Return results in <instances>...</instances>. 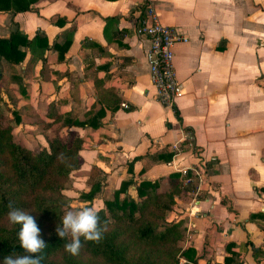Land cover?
Returning a JSON list of instances; mask_svg holds the SVG:
<instances>
[{
  "label": "crops",
  "instance_id": "crops-1",
  "mask_svg": "<svg viewBox=\"0 0 264 264\" xmlns=\"http://www.w3.org/2000/svg\"><path fill=\"white\" fill-rule=\"evenodd\" d=\"M137 1L0 0V39L30 41L18 46L22 62L0 57L10 126L44 147L43 130L55 134L64 117L103 112L96 128L61 131L81 141L69 198L100 209L123 181L134 197L143 180L171 192L177 175L167 221L180 225L181 252L192 247L195 264H264V0H150L160 22L187 38L173 48L183 93L172 107L150 82L149 42L134 33ZM200 160L196 190L182 187L179 170ZM93 182L99 190L86 201Z\"/></svg>",
  "mask_w": 264,
  "mask_h": 264
},
{
  "label": "trees",
  "instance_id": "trees-1",
  "mask_svg": "<svg viewBox=\"0 0 264 264\" xmlns=\"http://www.w3.org/2000/svg\"><path fill=\"white\" fill-rule=\"evenodd\" d=\"M25 8L27 6L19 9ZM139 11L141 9H137V13ZM29 43L30 41L19 33L11 34L8 39H0V57L18 64L25 56L18 46L26 47ZM48 110L47 117L53 124H56L58 119L61 121L55 112L54 104H50ZM102 116L103 112H97L95 116L83 122L73 121L66 116L62 120V126L57 128L47 145L38 148L25 146L12 134V127L3 126L0 121V221L8 217L7 205L11 201L15 207L50 224L47 234L42 236L48 245L42 253V264H80L76 256L70 255L64 249L71 236L62 240L55 233V228L62 218L59 198L63 183L71 173L80 168L81 141L70 140L62 136L61 131L72 125L96 128ZM61 153L64 156L63 161L57 158ZM170 157L171 155L163 154L157 156L164 160H169ZM168 182L171 192L158 190L157 182L143 180L135 186L134 197L127 193L132 181L121 182L111 199L105 200L103 207L97 209L101 226L106 229L102 241L94 243L81 237L80 251L103 264H154L151 251L137 261L126 259L128 246L124 237L129 234L139 244L157 247L178 241L181 232L179 223H169L162 230L156 228L157 222L164 220L171 211L174 204L173 192L178 189L177 175H171ZM98 190L99 185L93 182L89 192L81 196L86 201H92ZM121 193L125 196L120 197ZM18 231L19 225L10 222L0 226V264L6 255L24 254L17 239ZM58 254L60 258L57 257ZM179 255L188 263H196L195 251L190 246ZM173 264H178L177 260Z\"/></svg>",
  "mask_w": 264,
  "mask_h": 264
},
{
  "label": "built area",
  "instance_id": "built-area-1",
  "mask_svg": "<svg viewBox=\"0 0 264 264\" xmlns=\"http://www.w3.org/2000/svg\"><path fill=\"white\" fill-rule=\"evenodd\" d=\"M138 12L135 35L144 37L149 42L145 59L149 69L151 85L154 87L159 103L172 107L181 97L183 86L176 77L173 48L176 43H186L187 38L174 28L160 22L150 0H138L135 3ZM123 107H126L123 104ZM193 155H198L197 148H191ZM206 162L200 160L196 165L179 170V182L182 187L196 190V184L203 176ZM193 191V192H194Z\"/></svg>",
  "mask_w": 264,
  "mask_h": 264
},
{
  "label": "clouds",
  "instance_id": "clouds-1",
  "mask_svg": "<svg viewBox=\"0 0 264 264\" xmlns=\"http://www.w3.org/2000/svg\"><path fill=\"white\" fill-rule=\"evenodd\" d=\"M57 158L63 161L64 156L61 153ZM7 207L9 222L19 225L17 239L24 254L6 255L2 264H42V253L48 245L42 238L36 218L15 207L14 202L10 201ZM60 221L61 223L55 228V233L62 240L71 236L70 242L65 243L64 249L72 256L80 252L81 237L85 241L100 243L106 230L101 226L98 210L94 207L67 210Z\"/></svg>",
  "mask_w": 264,
  "mask_h": 264
},
{
  "label": "rangeland",
  "instance_id": "rangeland-1",
  "mask_svg": "<svg viewBox=\"0 0 264 264\" xmlns=\"http://www.w3.org/2000/svg\"><path fill=\"white\" fill-rule=\"evenodd\" d=\"M0 109H1V117H0V121L2 123L3 126L6 125H11V119H10V113L9 110L5 107V105L2 102V98L0 97ZM47 128V127H46ZM13 129V128H12ZM51 128H47L43 131H45V139L48 142L49 139H51L54 136V133L51 131ZM12 134L15 135V137H17L18 139H20L25 146H27L28 148H38L39 146L36 147L35 144V139L34 138H24L22 136V134H19V132H14V130H12ZM44 134V132H43ZM94 172H97V169H93ZM71 173L68 178L64 181L63 183V189L60 192V204H61V212H62V216L64 214L65 211L67 210H78L80 208H84V207H89V205H77V203H75V199L74 197L69 198L68 193L70 192V181H71V177L75 174ZM93 175H95V173H93ZM88 183L91 182V178L89 180H87ZM112 196H110L109 198H111ZM77 198V197H75ZM168 207V206H167ZM168 214L166 218L164 217V220L162 221H158L157 222V230H162L165 226H167V224L172 223L173 221L169 222L167 221L168 218ZM33 217L36 218V222L39 226V228L41 229V235L44 236L47 234V231L50 227V224L40 220L37 216L32 215ZM9 223L8 217L5 218L4 220L0 221V226L2 225H6ZM124 240L128 246V251L126 253V259L130 260V261H137L140 260L141 257H143L147 252L151 251L153 253V259L154 264H173L175 260H177L178 264H185V261L182 260L180 258V252H181V247L183 245L182 242V233L180 232V238L178 239V241L174 244H168L164 247H157V246H146V245H142L137 243L129 234L126 235L124 237ZM58 258H60V254L57 255ZM76 258L78 259V262L80 264H103L101 263L100 260H97L95 258H92L91 256L82 253L81 251L79 252L78 255H76Z\"/></svg>",
  "mask_w": 264,
  "mask_h": 264
},
{
  "label": "water",
  "instance_id": "water-1",
  "mask_svg": "<svg viewBox=\"0 0 264 264\" xmlns=\"http://www.w3.org/2000/svg\"><path fill=\"white\" fill-rule=\"evenodd\" d=\"M185 264H192V263H188V262H187V263H185Z\"/></svg>",
  "mask_w": 264,
  "mask_h": 264
}]
</instances>
